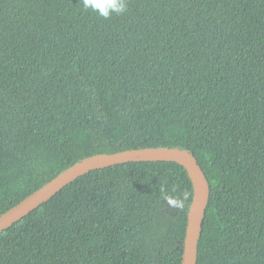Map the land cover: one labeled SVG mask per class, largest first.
I'll return each mask as SVG.
<instances>
[{"label": "trees", "instance_id": "1", "mask_svg": "<svg viewBox=\"0 0 264 264\" xmlns=\"http://www.w3.org/2000/svg\"><path fill=\"white\" fill-rule=\"evenodd\" d=\"M127 4L0 0V215L91 155L179 147L211 186L197 264H264V0ZM193 198L175 161L92 170L0 232V264H182Z\"/></svg>", "mask_w": 264, "mask_h": 264}, {"label": "water", "instance_id": "2", "mask_svg": "<svg viewBox=\"0 0 264 264\" xmlns=\"http://www.w3.org/2000/svg\"><path fill=\"white\" fill-rule=\"evenodd\" d=\"M175 161L187 170L194 184V198L188 216L185 248L182 264H197L199 240L204 218L209 205L210 181L196 155L187 149L169 146H151L128 149L115 153L91 155L73 164L51 181L35 190L21 202L0 215V232L28 215L35 208L48 201L78 177L95 169L116 164L138 161Z\"/></svg>", "mask_w": 264, "mask_h": 264}, {"label": "clouds", "instance_id": "3", "mask_svg": "<svg viewBox=\"0 0 264 264\" xmlns=\"http://www.w3.org/2000/svg\"><path fill=\"white\" fill-rule=\"evenodd\" d=\"M81 7L85 11L94 13L102 19H110L113 15H122L127 12V0H79ZM161 195L167 201L169 206L180 207L182 201L174 197L169 191L162 190ZM188 193L183 194V199L188 198Z\"/></svg>", "mask_w": 264, "mask_h": 264}]
</instances>
